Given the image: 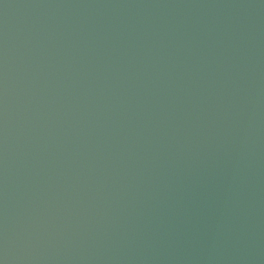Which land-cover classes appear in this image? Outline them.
<instances>
[{"label":"water","instance_id":"95a60500","mask_svg":"<svg viewBox=\"0 0 264 264\" xmlns=\"http://www.w3.org/2000/svg\"><path fill=\"white\" fill-rule=\"evenodd\" d=\"M0 264H264V0H0Z\"/></svg>","mask_w":264,"mask_h":264}]
</instances>
